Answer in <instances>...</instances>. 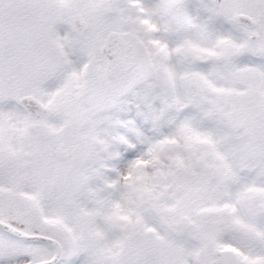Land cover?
Returning a JSON list of instances; mask_svg holds the SVG:
<instances>
[{
    "label": "snow or ice",
    "instance_id": "obj_1",
    "mask_svg": "<svg viewBox=\"0 0 264 264\" xmlns=\"http://www.w3.org/2000/svg\"><path fill=\"white\" fill-rule=\"evenodd\" d=\"M0 264H264V0H0Z\"/></svg>",
    "mask_w": 264,
    "mask_h": 264
}]
</instances>
